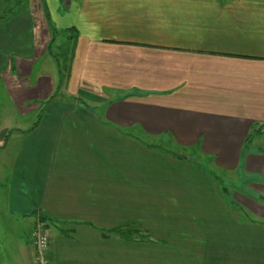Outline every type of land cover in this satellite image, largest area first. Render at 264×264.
<instances>
[{
	"label": "crops",
	"instance_id": "crops-1",
	"mask_svg": "<svg viewBox=\"0 0 264 264\" xmlns=\"http://www.w3.org/2000/svg\"><path fill=\"white\" fill-rule=\"evenodd\" d=\"M41 2L0 19V264H35L38 221L51 264H264V0Z\"/></svg>",
	"mask_w": 264,
	"mask_h": 264
},
{
	"label": "rangeland",
	"instance_id": "rangeland-1",
	"mask_svg": "<svg viewBox=\"0 0 264 264\" xmlns=\"http://www.w3.org/2000/svg\"><path fill=\"white\" fill-rule=\"evenodd\" d=\"M60 35L62 37L64 36L61 33H57V35L55 37H58V41H59V39H61L63 41L65 39V36L62 39V38H60L61 37ZM62 43H64V44L60 45V47H58L59 48L58 49L59 50L58 58H59V62H60L61 73H63V75H61V79H60V81H58V84L60 85L61 89L63 90V93H65V92H68V91H72L74 87H76L77 90H78L79 87H78V78L74 82L73 81L74 80L73 77H67L68 67H69L68 64H69V61H70L69 59H70V52H71L70 47H71V45H70L68 39H65V41H63ZM57 44H58V42H57ZM85 78L86 77H83L82 84L87 82ZM88 87H90V88L95 90L93 84H90ZM81 89H83V88H81ZM196 89L197 88H193L192 89V95L198 92ZM83 93L81 92L82 96H84ZM129 95H134V92L130 93ZM136 95H138V94H136ZM71 99L75 100L76 98H73L71 96ZM2 104L3 103H2V101L0 99V105H2ZM1 119H0V121H1ZM13 140H14V136L10 137L8 139V141H6V143H8L7 149H11L12 148ZM143 141H144L143 142L144 145L145 144H147V145L149 144V145H151L150 146L151 149H157V150L160 151V153H162L163 155H166L167 157H170V158H172V156H173L171 154H174L176 156L183 155V156L195 158V162L197 163L196 167H198L201 170H204L209 176H212L213 179L218 180L220 183H221V181L227 182L229 185H230V183H233L232 187H234V188L235 187H237L239 189L242 188L243 184L241 182H237L236 178H235L234 181H232L233 177H234L233 175L217 171L213 167V164H212L211 160H208L206 157L202 156L196 149H189V148H186V147L184 148V147L178 146L175 142L170 140V138L168 139L167 137L166 138H158L157 140H151V139H149V138L144 136L143 137ZM4 144H5V140L0 144V147L3 148ZM147 145H145V146H147ZM5 148H6V146H5ZM163 150H165V151H163ZM166 151H168V152H166ZM224 187H225L226 190L228 189V193L230 194L229 187L227 188V186L225 184H224ZM223 196H226L224 191H223ZM0 214H1V219H2L3 218L2 213L0 212ZM5 226L6 225H2V224L0 226L1 239L3 238V235H6ZM33 250H34V248H33ZM6 259H7V257L6 256H2V252H0V262L1 263H6Z\"/></svg>",
	"mask_w": 264,
	"mask_h": 264
},
{
	"label": "trees",
	"instance_id": "trees-1",
	"mask_svg": "<svg viewBox=\"0 0 264 264\" xmlns=\"http://www.w3.org/2000/svg\"><path fill=\"white\" fill-rule=\"evenodd\" d=\"M4 1V7H3V11L0 14V19H4L7 15H10L13 11H15L19 6L26 4L28 0H3ZM42 0H40V4H42L41 2ZM45 19L48 20L49 17L47 15H45ZM257 131H254V134H256ZM252 138L251 135H248L245 140H244V146L246 147L250 142H251ZM147 145V144H145ZM148 147H150L151 145H147ZM166 150V149H165ZM163 150V151H165ZM168 152V151H166ZM165 152V153H166ZM173 156H175L176 158L182 159L183 155H179L176 156L174 154H171ZM111 234H115L123 239H128V240H138V241H149L151 240V236L144 231L143 229H141L139 226L135 225V224H127V225H123L117 228H114L112 230H110Z\"/></svg>",
	"mask_w": 264,
	"mask_h": 264
},
{
	"label": "built area",
	"instance_id": "built-area-1",
	"mask_svg": "<svg viewBox=\"0 0 264 264\" xmlns=\"http://www.w3.org/2000/svg\"><path fill=\"white\" fill-rule=\"evenodd\" d=\"M35 264H51L48 257L49 237L46 224L38 221L31 230Z\"/></svg>",
	"mask_w": 264,
	"mask_h": 264
},
{
	"label": "water",
	"instance_id": "water-1",
	"mask_svg": "<svg viewBox=\"0 0 264 264\" xmlns=\"http://www.w3.org/2000/svg\"><path fill=\"white\" fill-rule=\"evenodd\" d=\"M183 158H187V156H183Z\"/></svg>",
	"mask_w": 264,
	"mask_h": 264
}]
</instances>
